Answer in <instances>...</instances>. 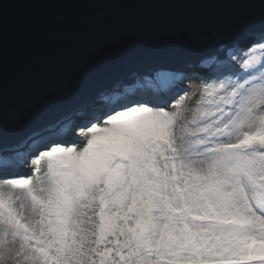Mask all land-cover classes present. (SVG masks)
<instances>
[{
  "label": "snow or ice",
  "instance_id": "1",
  "mask_svg": "<svg viewBox=\"0 0 264 264\" xmlns=\"http://www.w3.org/2000/svg\"><path fill=\"white\" fill-rule=\"evenodd\" d=\"M245 5L241 23L264 22V0ZM256 38L205 58L198 93L157 72L0 155V264H264ZM8 122L0 96V131Z\"/></svg>",
  "mask_w": 264,
  "mask_h": 264
},
{
  "label": "water",
  "instance_id": "2",
  "mask_svg": "<svg viewBox=\"0 0 264 264\" xmlns=\"http://www.w3.org/2000/svg\"><path fill=\"white\" fill-rule=\"evenodd\" d=\"M253 15L245 0H0V96L9 120L0 155L136 75L199 70L223 44L264 28L258 16L241 23Z\"/></svg>",
  "mask_w": 264,
  "mask_h": 264
},
{
  "label": "rangeland",
  "instance_id": "3",
  "mask_svg": "<svg viewBox=\"0 0 264 264\" xmlns=\"http://www.w3.org/2000/svg\"><path fill=\"white\" fill-rule=\"evenodd\" d=\"M261 31H264V28ZM261 31H259V32H261ZM256 40H257L256 33H252L250 35L249 40H247L245 42H240V44L234 48L246 49V48L250 47L254 42H256ZM221 57L224 58L223 55H221ZM175 69H176V71H174L172 73L180 75V72H182V74L184 76L192 77V79L188 80L187 83L184 85V87L187 88L189 93H198L199 92V90L201 88V81L207 77L208 72H209V69L207 67L203 66V63L194 66V69H199V70H190V69H182V68H175ZM177 69H182V70L177 71ZM77 142H80V141L77 139ZM23 174L24 175H31L32 174V168H24Z\"/></svg>",
  "mask_w": 264,
  "mask_h": 264
},
{
  "label": "clouds",
  "instance_id": "4",
  "mask_svg": "<svg viewBox=\"0 0 264 264\" xmlns=\"http://www.w3.org/2000/svg\"><path fill=\"white\" fill-rule=\"evenodd\" d=\"M239 44H240V42H238V43H236V44H234V45H232V46H230V47H228V48H230V49H231V48H234V47H236V46L239 45ZM221 55H223V57H225L226 53L224 52L223 54H220V53L217 54V56H219L220 58H222ZM167 69H168V70H167ZM180 70H182V69H177V71H180ZM174 71H176L175 68H160V69H152L153 74H154V73H157V72H170V73H172V72H174ZM153 74H149V73H147V77H150V76H152ZM174 74H175V73H174ZM180 74H182V72H180ZM138 78H139V76L136 75V77H135L134 79H132V80H128V82L131 81V83L134 84L137 80H139ZM142 78H145V77H141L140 79H142ZM131 83H130V85H131Z\"/></svg>",
  "mask_w": 264,
  "mask_h": 264
},
{
  "label": "trees",
  "instance_id": "5",
  "mask_svg": "<svg viewBox=\"0 0 264 264\" xmlns=\"http://www.w3.org/2000/svg\"><path fill=\"white\" fill-rule=\"evenodd\" d=\"M169 73H170V72H169ZM177 75H178V74H177ZM178 76H184V75H183V74H180V75H178ZM145 78H147V77H145ZM145 78H142V79L138 78L139 80H137V81H141V80H143V79H145ZM137 81H136V82H137ZM136 82H135V83H136ZM186 83H187V81L185 82V84H186ZM77 139H78V138H77Z\"/></svg>",
  "mask_w": 264,
  "mask_h": 264
},
{
  "label": "bare ground",
  "instance_id": "6",
  "mask_svg": "<svg viewBox=\"0 0 264 264\" xmlns=\"http://www.w3.org/2000/svg\"><path fill=\"white\" fill-rule=\"evenodd\" d=\"M168 70V69H167Z\"/></svg>",
  "mask_w": 264,
  "mask_h": 264
}]
</instances>
